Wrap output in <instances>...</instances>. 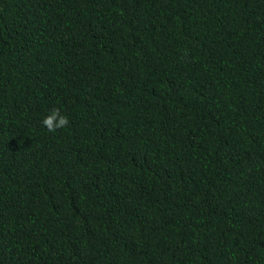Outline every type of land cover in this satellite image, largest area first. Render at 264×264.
<instances>
[{
  "label": "trees",
  "instance_id": "trees-1",
  "mask_svg": "<svg viewBox=\"0 0 264 264\" xmlns=\"http://www.w3.org/2000/svg\"><path fill=\"white\" fill-rule=\"evenodd\" d=\"M0 264H264V0H0Z\"/></svg>",
  "mask_w": 264,
  "mask_h": 264
},
{
  "label": "clouds",
  "instance_id": "clouds-1",
  "mask_svg": "<svg viewBox=\"0 0 264 264\" xmlns=\"http://www.w3.org/2000/svg\"><path fill=\"white\" fill-rule=\"evenodd\" d=\"M42 125L52 133L68 127L69 118L59 108H53L43 119Z\"/></svg>",
  "mask_w": 264,
  "mask_h": 264
}]
</instances>
